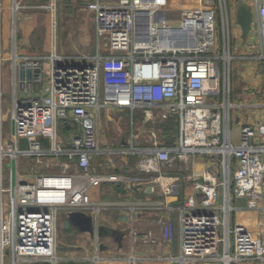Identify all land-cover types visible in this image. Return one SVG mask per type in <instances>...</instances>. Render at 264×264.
<instances>
[{"label":"built area","instance_id":"obj_1","mask_svg":"<svg viewBox=\"0 0 264 264\" xmlns=\"http://www.w3.org/2000/svg\"><path fill=\"white\" fill-rule=\"evenodd\" d=\"M169 7L170 0L96 3L95 33L106 38L107 54L78 58L77 64L56 54L23 61L25 73L39 70L19 82L24 92L43 78L47 84L43 95L14 102L11 141L0 135V264L5 258L10 264H55L58 210L87 209L90 186L118 180L91 174L92 160L112 153H141L138 168L143 173L162 172L161 167L176 160L189 162L188 181L198 199L191 196L178 208L180 251L170 258L173 264H264L261 239L230 223L232 195L247 199L252 210L262 200L264 124L243 125L237 143L233 141L230 85L235 58L228 0H195L175 21L165 16ZM250 7L253 18L245 41L251 54L243 59L264 63V0H252ZM252 30L255 40L248 43ZM110 108L140 110L147 121H154L156 112L161 120L177 119V145L101 149L95 113ZM61 127H76L77 132L67 139ZM20 139H26L27 150H19ZM19 159L34 165L50 159L46 168L58 172L36 174L32 165L24 180L17 174ZM213 161L219 162L222 181L210 168ZM156 178L130 181H154L159 196L175 193L178 178ZM158 223L161 242L172 243L173 222Z\"/></svg>","mask_w":264,"mask_h":264},{"label":"crops","instance_id":"obj_2","mask_svg":"<svg viewBox=\"0 0 264 264\" xmlns=\"http://www.w3.org/2000/svg\"><path fill=\"white\" fill-rule=\"evenodd\" d=\"M46 1L49 0H0V53L2 55V61H0V135L4 141H11L13 134L11 113L14 102L43 95L47 84L46 79L43 78L40 84L32 82L30 91L24 92L20 88L19 82L26 77V73L24 78H20L19 74V71L23 70L24 60L45 59L58 53L56 55L69 59L71 64H77L80 63L76 60L78 58H90L105 55L108 52L106 38H98L95 33L93 6L100 3L99 0H64L68 7L85 5L83 12L92 16V34L88 27L89 22L83 15L82 18L72 23L78 30L75 31L77 33L69 35L63 33L64 36H78L82 40L83 45L76 46L72 51L74 54H68V49L64 45L66 40L60 50L55 48L54 31L57 23L54 9H51L50 41L47 34L46 36L43 34L33 42L31 40L33 27L43 26L45 28L47 26L46 17L33 11L38 10L34 8L43 7V2ZM237 1V6L241 3L250 6L252 3V0ZM181 2L182 0H170V7L165 11V16L177 10ZM191 3L193 4V1ZM177 18H172L171 21ZM59 19L60 24L63 25L60 17ZM92 44L93 51L89 49ZM233 105L235 108V104ZM262 105L264 103L253 104L249 100H243L239 104L238 107L244 110V113L240 116L236 115L233 119V123L240 126L239 131L243 125L259 127L264 124V115L259 117L256 113L257 108L264 110ZM113 111L128 117L129 125L123 128L117 126L111 116ZM7 120L10 125L6 134L4 122ZM95 120L97 143L101 149L119 150L133 147L141 150L152 147L153 143L160 148H171L178 142L177 119L161 120L158 112L155 113L154 121H147L140 110L131 112L126 109L110 108L95 113ZM60 132L69 139L66 134L71 137L77 132V128L61 127ZM142 156L141 153L139 155L112 153L96 156L92 160V175L117 177L118 180L103 181L97 186H90L88 189L91 201L89 208L58 210L57 214L60 213L61 216L57 218L56 215L55 264H173L170 258L178 255L180 251V212L178 208L185 205L191 196L198 199L192 182L188 181L189 162L176 160L169 166L161 167L162 172L143 173L138 168V162ZM261 159L264 163V154L261 155ZM190 161L192 162V159ZM51 163L50 159H46L41 164L34 165L31 160L19 159L18 178L23 177L25 180V176L29 173V166L32 165L36 174L53 173V170L46 168V165ZM8 165L9 163H6V168L10 170ZM210 168L220 177L221 168L218 161L211 162ZM10 172L14 184L16 176L14 164ZM159 176L166 179L178 178L174 194L157 195L154 192L156 186L154 181L141 183L130 181L132 178L157 180L156 177ZM261 194L262 200L258 208L253 210L247 207V199L233 196V202L236 205L232 206L230 202L232 207L230 223L233 226H245L257 235L264 245V184ZM70 213H79L90 218L92 233L81 231L72 223L67 226L66 222ZM159 219L170 220L174 224L175 234L170 244L161 242Z\"/></svg>","mask_w":264,"mask_h":264},{"label":"rangeland","instance_id":"obj_3","mask_svg":"<svg viewBox=\"0 0 264 264\" xmlns=\"http://www.w3.org/2000/svg\"><path fill=\"white\" fill-rule=\"evenodd\" d=\"M102 5H108V6H116L118 4V0H99ZM193 1V4L191 3ZM237 0H228V9L230 12V32L232 34L231 38V44L233 46V50L231 51V56H233L235 59L232 61L231 65V85H230V98L231 103L235 104V108L232 111L231 116V136L234 142L237 141V137L239 134V125L233 123L234 117L240 116V114L244 113V110L239 108V104L244 101L249 100L253 104H263L264 103V63H258L255 61H248L243 59L246 55L251 54L250 50L246 48L247 42L245 40L241 39V33L238 25L235 21V10L237 6ZM53 3V2H52ZM190 3V4H189ZM44 6H40L38 10H34L33 12H38L43 14L47 19V26L43 28V26H40L39 28L33 27V32L31 36V40L34 42L35 39H37L40 35L47 34L49 41H50V19H51V9L49 8L51 5V0L43 2ZM194 5V0H182L180 3L179 8L177 10L175 9L173 12H169L166 15V18L168 21H171L172 18L176 19L178 17V14L182 9H185L187 7H192ZM72 6V7H71ZM71 12H70V9ZM68 7V4L64 2V0H56L54 2V14H55V22L57 23L55 25V48L57 50H60L63 47L64 41L66 44L65 48L68 49V54H74L72 52L76 46L83 45L82 40L80 37L76 36H64V34H75L77 29L72 25L73 21L76 22L79 18L86 17V20L89 22L88 27L91 29L92 34V16L88 13L83 12V8L86 6L83 4L80 5H70ZM75 7V8H73ZM33 14V13H32ZM83 15V16H82ZM63 25L60 24V19ZM58 19V22H57ZM220 21L218 23L219 31L220 29ZM78 31V30H77ZM19 35V34H18ZM255 40V33L254 30H252L251 36L248 38V43H251ZM38 41V40H37ZM48 41V42H49ZM19 43V42H18ZM222 44L221 39L219 40V45ZM89 47V45H88ZM89 49L91 51L94 50L93 44L90 45ZM88 49V51H89ZM71 51V52H70ZM58 54V53H56ZM259 117L261 115H264V110L261 108H257V112ZM111 116H113L114 123L117 124L119 127H125L126 125H129V118L124 116L123 114H119L116 111L111 112ZM9 121L7 120L4 122L5 126V132L7 134L9 129ZM127 133V132H126ZM125 133V134H126ZM66 136L70 138V135ZM219 165V162H218ZM220 167V166H219ZM54 172H58L57 169L53 170ZM219 180L222 181V176L220 175ZM233 195L231 200V205H236L235 202H233ZM60 213L57 214V218H60ZM58 221V219H57ZM4 264H10V259L5 258Z\"/></svg>","mask_w":264,"mask_h":264},{"label":"water","instance_id":"obj_4","mask_svg":"<svg viewBox=\"0 0 264 264\" xmlns=\"http://www.w3.org/2000/svg\"><path fill=\"white\" fill-rule=\"evenodd\" d=\"M253 18V13L251 10V7L241 3L237 6L235 11V21L238 25L240 32H241V39L245 40L248 37V34L251 29V22ZM20 78H24L25 71L20 70L19 71ZM38 75L39 70H36L34 72L28 70L26 72L27 79H31L32 75ZM18 148L19 150H27L28 149V143L26 139H20L18 142ZM69 223H72L75 225L79 230L92 233V221L90 218L84 217L82 214L79 213H70L68 215V220L66 222V225L68 226ZM37 264H50L47 261L37 262Z\"/></svg>","mask_w":264,"mask_h":264}]
</instances>
